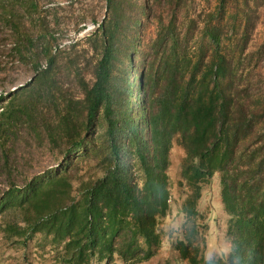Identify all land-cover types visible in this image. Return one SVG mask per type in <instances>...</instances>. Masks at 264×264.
I'll use <instances>...</instances> for the list:
<instances>
[{
  "label": "trees",
  "instance_id": "trees-1",
  "mask_svg": "<svg viewBox=\"0 0 264 264\" xmlns=\"http://www.w3.org/2000/svg\"><path fill=\"white\" fill-rule=\"evenodd\" d=\"M18 1L0 0L9 24ZM195 1L106 0L97 30L69 49L53 53L54 35L26 40L40 46L28 55L34 75L0 98V149L25 125L57 165L2 194L6 240L40 234L62 264L150 260L171 209L176 142L185 194L176 261L264 264V107L225 52L223 15L207 11L200 27ZM216 173L230 246L207 258L198 201Z\"/></svg>",
  "mask_w": 264,
  "mask_h": 264
},
{
  "label": "rangeland",
  "instance_id": "rangeland-1",
  "mask_svg": "<svg viewBox=\"0 0 264 264\" xmlns=\"http://www.w3.org/2000/svg\"><path fill=\"white\" fill-rule=\"evenodd\" d=\"M33 1L35 8L31 7L30 0L17 2L12 12L15 26L13 22L9 24L8 15L0 11V87L6 90L25 83L34 75L33 58L28 60V55L38 51L40 46H30L26 41L28 38L65 33L83 22L103 19L106 12V0ZM192 7L200 15V27L207 11L221 12V23L226 26L223 36L225 52L237 66L240 83L252 90V98L259 96V105L264 107V0H196ZM154 29L153 24L149 32ZM42 60L44 56L41 55ZM56 153L47 141H38L25 125L16 129L6 146L0 149V197L11 183L23 185L27 179L56 166ZM170 155L168 173L172 198L170 212L161 224L164 233L162 246L154 257L138 264H165L168 259L172 264H188L176 261L178 253L172 246L181 237L185 221L181 210L185 194L178 183L184 155L182 147L175 142ZM220 191V175L216 173L203 184L198 201L201 213L198 223L202 225L200 229L205 239L202 251L207 258L224 257L229 252L230 243L226 237L228 216ZM60 252L61 249L54 248L52 243H45L40 234L26 244L18 238L6 240L0 226V264H62ZM113 264L123 263L116 261Z\"/></svg>",
  "mask_w": 264,
  "mask_h": 264
},
{
  "label": "built area",
  "instance_id": "built-area-1",
  "mask_svg": "<svg viewBox=\"0 0 264 264\" xmlns=\"http://www.w3.org/2000/svg\"><path fill=\"white\" fill-rule=\"evenodd\" d=\"M101 20L98 21H86L81 23L77 28L70 29L65 33H56L54 36L56 38V42L52 46V52L56 53L61 50L69 49L72 45L83 41L86 39L90 34L97 30L100 25ZM47 67L46 59L42 60L39 64V69H45ZM32 78V77H31ZM28 79V81L31 80ZM25 83L12 86L10 89L6 90L0 87V98L10 95L14 92L18 87L26 84Z\"/></svg>",
  "mask_w": 264,
  "mask_h": 264
}]
</instances>
